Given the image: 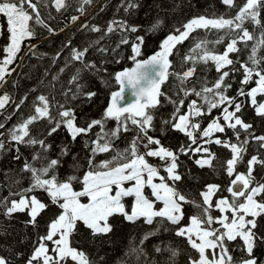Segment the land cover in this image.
<instances>
[{"label": "snow or ice", "instance_id": "6c2138e0", "mask_svg": "<svg viewBox=\"0 0 264 264\" xmlns=\"http://www.w3.org/2000/svg\"><path fill=\"white\" fill-rule=\"evenodd\" d=\"M51 2L57 12L66 11L70 6L69 0ZM91 3L92 0H79L80 16L85 14V6ZM222 3L229 8H237L234 17L192 18L175 29L178 34H169L160 45L161 50L146 60L138 59L144 37L137 36L131 45V59L135 66L114 74L113 79L118 90L111 92L110 103L101 118L91 119L85 126H79L75 108L60 104L56 114L52 115L48 97L39 95L33 105L32 114L6 130L7 140L4 138L5 133L0 132V154L14 151L13 159L19 161L22 159L21 146L34 150L31 162L24 159L20 169L21 172L29 174V186L22 191L9 192L10 196H16L18 199H0V208L4 209L5 217L12 219L15 213H27L29 218L24 221L25 226L37 228L38 218L50 210V205L37 195H28L35 192L46 193L50 204L60 209L59 214H54L49 221L47 231L39 235L34 242L27 264H68L69 260L74 264H90L86 254L71 244L70 237L77 230L78 221L91 230L93 237L106 236L113 232L114 225L109 220L114 216L122 217L125 222L131 223L143 218L148 225H152L154 218L159 217L173 225H179L184 216L183 205L189 203L199 209V212L189 218L190 223L187 226L178 228L175 235L186 238L190 247L198 252V259L190 261V264H264V259L255 255L258 244L264 242V183L254 184L253 176L257 166L264 169V157L252 155L247 161V171H236L237 164L243 162L250 142L257 144L258 149L264 150V135L255 134L253 124L246 122L242 115L245 102H237V97H247L255 115L264 119V101L257 99L258 96L264 97V56L257 55L259 50L264 48V22L261 17L264 12V0H244L242 6L236 5L235 0H222ZM41 6L43 0H0V15L6 18L9 41L3 48L5 55L0 58V88L8 83V78L15 71L12 65L17 61L22 43L37 35L36 26L54 34V29L42 18ZM138 7L136 0H124L118 10L123 8L125 13H129ZM80 16H71L72 22L75 23ZM245 23L259 28V35L254 36L245 27ZM82 27L91 32L102 33L101 39L119 31L120 44H128L127 34L140 30L137 25L115 19L103 30L96 25L84 24ZM196 29L227 30L233 36L225 50L219 54L208 49L207 41L197 42L190 50L191 54L184 58L191 66L180 73H172L179 81L176 93L179 99L166 97L174 106V110L162 124L183 134L188 141L187 144L181 143L178 149L172 150L163 146L159 138L149 135L150 131H155V126L154 114L148 109H155L160 104L159 98L163 95L160 87L170 74L171 62L168 57L172 50L177 44L188 39ZM0 35H3V31H0ZM220 42L221 39L216 41ZM98 43L99 40L90 46L94 47ZM70 44L71 41L64 47H69ZM238 45L250 48L246 61L230 58L231 53L241 52L242 49ZM28 47L35 54V46ZM97 50L103 54L107 48L101 47ZM88 52V47L71 48V59L78 61L85 70L101 72L102 69L95 63L85 62ZM209 62L214 64L216 72L219 73L218 77L211 84L198 79L192 82L193 86L186 87L196 73L195 65ZM226 68L227 70H224ZM103 71L106 72V69ZM237 71L242 74L241 86L236 96H229L228 92L232 88L230 76ZM254 78L256 86L246 90L245 86L253 83ZM79 79L78 71L77 75L72 77V82L77 83V88L70 99L83 97L85 103L91 104L97 93L91 90L83 91L84 85L78 83ZM197 82L199 88L195 86ZM104 83L110 86L108 81ZM128 91L136 99L129 105L122 106L121 101ZM189 96L195 98L188 102L185 109V99ZM10 103H13L10 95L5 93L0 96V114H3V110ZM215 109H220V113L212 116ZM121 117L124 119L121 120ZM203 117L212 118L202 128ZM10 118L9 115L7 119ZM109 119L117 121V124L114 129L105 131L106 121ZM42 120L46 122L40 126L44 131L34 135L35 129L32 126ZM129 121L135 126L136 135L129 145L121 150L115 147L113 142L119 138L121 132L132 130ZM96 127H99V131L94 134V138L85 141V148H89V155L86 157L88 170L79 178L82 189L77 191L73 189V182L78 180L76 175H69L60 180L56 172L61 165L60 157L68 155L69 147H61L57 158H49L52 144L48 142V138L63 128L75 142L77 137H87ZM4 128V122H0V129ZM229 130L236 143H232V138L227 137ZM217 133L222 134L223 138L217 136ZM242 133L245 134L243 140ZM210 144L230 150L231 158L225 164L227 176L234 177L226 189L230 196H220L213 203V197L220 191L221 186L208 184L199 193L202 202L196 203L194 200L190 201L177 188V182L183 178L178 171L181 166L180 156L197 157L194 162L198 167H211L215 154L207 147ZM141 147L143 152L140 151ZM108 152H112L113 156L97 166L94 163L95 157ZM146 157L158 158L162 162V168L149 163ZM74 167L78 169L80 165L77 163ZM161 170L167 174V178L160 174ZM155 180L159 183L154 182ZM168 181H171V184ZM126 184L130 186L126 187ZM145 188L151 189L155 202H162V210H154V201L145 194ZM82 197H87L88 202L82 203ZM126 197L134 198L130 211L126 210L123 202ZM213 210L218 211L220 215L214 217ZM237 238L242 241L240 251L243 257L234 261L227 242ZM206 249L212 250L211 258L206 255ZM156 251L161 249L157 248ZM169 251L173 257L177 255L176 251ZM0 264H10V261L7 257L0 256Z\"/></svg>", "mask_w": 264, "mask_h": 264}, {"label": "trees", "instance_id": "16d2710c", "mask_svg": "<svg viewBox=\"0 0 264 264\" xmlns=\"http://www.w3.org/2000/svg\"><path fill=\"white\" fill-rule=\"evenodd\" d=\"M124 0H92L90 5L85 6L86 11L80 16L78 11L79 0H69L70 6L66 11L57 12L51 0H43V6L40 11L45 22L54 29V34H50L47 29L36 26L37 35L35 38L26 39L21 47L20 57L18 56L14 64L15 71L8 79V83L0 90V96L7 93L12 97L13 103H10L0 114V122H4L5 128L0 132L5 133L6 130L13 125L18 124L21 120L26 119L32 114L33 105L37 102L36 97L44 95L50 101L51 114L55 115L58 106L65 104L66 107H73L77 112V123L79 126H85L91 119H99L102 117L104 110L110 103V94L112 91L118 90V86L114 82V74L123 71L133 65L131 56L133 55L131 45L135 42L137 36H143L144 42L141 46L140 60H145L151 55L161 50L160 45L169 34L175 33V29L195 17H224L232 18L237 12L236 7L229 8L222 3V0H136L139 7L134 11L125 13L123 8L118 6ZM236 5L242 6L244 0H235ZM76 15L84 17L75 24L71 20V16ZM262 22H264V12L261 14ZM124 20L129 24L139 26L137 33L128 35V44H120L121 33L119 31L106 35L101 39L102 33L88 31L82 25H96L102 30L113 20ZM31 23V22H30ZM0 58L5 53L3 48L7 45L8 33L6 31V18L0 16ZM245 27L258 36L260 29L250 23H245ZM233 34L227 30L216 29H196L188 39L172 50L170 56L171 70L168 79L162 84L160 91V104L155 109H148L154 114L153 124L155 131H150L149 135L157 137L166 148L176 150L181 143L187 144V138L179 133L170 130L162 124L163 120L168 119L173 113L174 106L168 102L166 97L179 99L176 95L177 85L179 81L172 73H180L187 70L191 66L190 62L184 60L185 56L191 54L190 50L200 41H207L208 49L219 54L222 53ZM218 39L222 42L216 43ZM98 44L91 47L95 41ZM71 41L69 47H64ZM252 42H249L251 45ZM29 45H34L33 50L29 49ZM119 45V46H118ZM89 48V52L85 57V62L95 63L98 68L102 69L97 73L92 70H85L78 61L71 59V48L82 49ZM106 47L107 51L101 54L97 49ZM240 53H231L230 58L246 61L250 48H244L242 45ZM258 56H264V48L257 53ZM58 57V58H57ZM196 73L191 78L186 87L193 86L192 82L206 80L211 84L219 75L216 72L214 64L197 63L195 65ZM236 67H239L236 65ZM106 69V72L103 71ZM224 70H227L224 69ZM79 71V84L84 85L83 91H95L96 97L93 98L91 104L85 103L84 98L72 100L70 97L76 91L77 83L72 82V77L77 75ZM242 74L237 71L230 76L232 88L229 90V96H236L237 90L240 88V80ZM104 81H108L110 86H106ZM255 78L253 83L245 86L246 90L255 87ZM199 88V83L195 85ZM67 93V96H65ZM26 98V99H25ZM195 97L189 96L185 99V109L188 102ZM258 101H264V97H257ZM23 101V102H22ZM244 101L243 118L246 122L253 124V130L256 135H264V119L255 115L254 109L247 102V97H237V102ZM17 105L19 108L17 109ZM184 109L181 110L183 113ZM220 113V109H215L212 116ZM10 119H7L8 116ZM212 117L201 118V127H205ZM124 117H121L123 120ZM45 121H39L33 125L35 129L34 135L44 131L40 126L45 125ZM117 121L109 119L106 121L105 131L112 130L116 127ZM130 131L121 132L119 138L113 143L119 149L126 148L131 139L136 135L135 126L129 121ZM162 129L164 131L162 132ZM99 131V127L93 128L87 137L80 136L73 142L68 133L61 130L48 138V142L52 144L49 158H57L60 148L67 145L69 147L68 155L60 157L61 165L57 168V177L64 180L69 175H76L77 181L73 182L74 190H81L82 184L79 178H82L84 172L88 170L87 159L89 148H85V141L94 138V134ZM217 136L223 135L220 133ZM245 134H241V140ZM227 137L232 138V143H236V139L232 132L227 131ZM155 147V145H153ZM211 152L215 154L211 167L200 168L195 164L197 157L189 158L188 156H180V168L178 171L182 174V180L177 182L178 190L184 194L190 201L201 203L199 193L205 189V185L218 184L220 191L213 197V203L220 196L229 197L227 187L231 179L225 171V164L231 158L229 149L222 146L210 144L207 145ZM32 148L21 146L22 159L16 161L13 159L14 151H7L0 154V199H18L16 196H10V191L27 188L30 183L28 173H23L20 169L23 166L24 159L31 162L33 154ZM140 151L144 149L141 147ZM252 155H260L264 157V150L258 149L255 143H249L247 153L243 157V162L237 164L236 171L245 173L247 171V161ZM112 152L100 153L95 157L94 163L98 166L100 162L110 159ZM149 163L158 168H162V162L158 158L146 157ZM79 164L77 169L74 164ZM37 166H39L37 164ZM161 173L167 178L165 173ZM254 184L256 182L264 183V169L257 166L253 173ZM18 181V183H13ZM171 184V181H168ZM145 194L149 199L154 201L151 196L150 188H145ZM28 195H37L45 203L50 205L47 213H42L38 218L39 226L33 229L31 226H25L24 221L29 217L27 213H15L12 219L5 217L4 209L0 208V256H5L10 264H27V260L33 251V244L39 235H43L47 231L48 223L53 215H58L60 209L50 204L49 198L44 192L29 193ZM243 200V198H240ZM260 199V197H257ZM81 200H86L82 197ZM126 210L130 211L134 203V198L126 197L123 199ZM155 209L162 207L161 202H155ZM184 216L179 225H173L164 218H154L153 224L148 225L140 218L135 223L125 222L122 217L114 216L109 222L113 223V232L106 236L93 237L91 230L86 229L82 222H77V230L70 237L71 244L77 250L83 251L88 257L90 264H190V261L198 259V252L192 249L186 238L175 235L176 230L180 227L187 226L190 217L196 215L199 209L195 208L191 203L184 204ZM212 215L219 216L218 211L213 210ZM213 227H219L213 225ZM147 237V238H145ZM229 252L233 256L234 261H238L243 257L240 251L242 241L237 238L235 241L227 242ZM160 248L161 251H156ZM169 250L176 251L177 255L173 257ZM209 254V250H208ZM255 255L264 259V242L259 243L255 249ZM68 264H74L70 261Z\"/></svg>", "mask_w": 264, "mask_h": 264}, {"label": "rangeland", "instance_id": "374dc122", "mask_svg": "<svg viewBox=\"0 0 264 264\" xmlns=\"http://www.w3.org/2000/svg\"><path fill=\"white\" fill-rule=\"evenodd\" d=\"M1 16V15H0ZM82 18H84V17H80V19L79 20H81ZM79 20H77L76 22H78ZM75 22V23H76ZM75 23H73V24H75ZM1 26V25H0ZM0 29H1V27H0ZM24 43V42H23ZM23 43H22V45H23ZM22 45H21V47H22ZM20 54V53H19ZM18 54V56L20 57V55ZM18 58V57H17ZM12 67H14V64L12 65ZM14 73V71L12 72V74ZM12 76V75H11ZM10 78V77H9ZM8 78V79H9ZM2 88H0V90H1ZM165 173V172H164ZM161 175H163L162 173H160ZM165 175L167 176V174L165 173ZM154 182H156V183H159V181L158 180H155ZM126 187L127 186H130V184H126L125 185ZM150 191H151V189H150ZM115 192V188L113 189V193ZM83 198H85L86 200L84 201V200H81V202L82 203H87L88 202V199H87V197H83ZM82 199V198H81ZM134 204V203H133ZM161 204H162V202H161ZM155 205H156V203H154V210H162V208H163V204H162V207H160V209H155ZM230 215V214H229ZM190 223V222H189ZM208 250H209V254H208ZM211 252H212V250L211 249H206V255H208L209 256V258H211Z\"/></svg>", "mask_w": 264, "mask_h": 264}, {"label": "water", "instance_id": "95a60500", "mask_svg": "<svg viewBox=\"0 0 264 264\" xmlns=\"http://www.w3.org/2000/svg\"><path fill=\"white\" fill-rule=\"evenodd\" d=\"M225 6H227V5H225ZM159 52V51H158ZM156 54V53H155ZM155 54H153V55H155ZM152 56V55H151ZM150 56V57H151ZM171 56V55H170ZM170 56L168 57V59H169V61H170ZM149 57V58H150ZM148 59V58H147ZM146 60V59H145ZM135 65H134V62H133V65L131 66V67H134ZM131 67H129V68H131ZM129 68H127V69H129ZM170 70H171V68L169 69V73H170ZM170 75V74H169ZM161 86H162V84H161ZM161 88V87H160ZM136 98L131 94V92L130 91H128V92H126L125 93V95H124V99L121 101V104H122V106H126V105H129L132 101H134Z\"/></svg>", "mask_w": 264, "mask_h": 264}]
</instances>
